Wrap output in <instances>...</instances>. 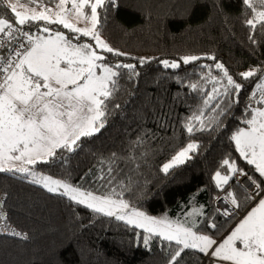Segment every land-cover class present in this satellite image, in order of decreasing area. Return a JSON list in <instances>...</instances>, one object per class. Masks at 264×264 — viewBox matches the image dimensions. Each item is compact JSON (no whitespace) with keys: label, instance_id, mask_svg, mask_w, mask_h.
Listing matches in <instances>:
<instances>
[{"label":"trees","instance_id":"16d2710c","mask_svg":"<svg viewBox=\"0 0 264 264\" xmlns=\"http://www.w3.org/2000/svg\"><path fill=\"white\" fill-rule=\"evenodd\" d=\"M100 11L102 38L128 54L117 57L103 53L107 62L132 63L139 75L129 79L128 70L122 69L119 90L108 101L110 114L105 127L91 137H82L75 151H58L57 158L38 163L35 170L101 193L112 187L121 191L122 181L130 189L124 191V199L133 206L155 217L194 220L202 233L223 239L253 201L246 200L249 191L235 176L223 189L216 187L215 172L228 174L222 161L235 160L238 168L264 187V178L239 157L230 139L237 127L245 126L246 106L260 79L258 73L242 81L239 74L252 68L264 70V32L258 26L254 34L257 43L248 39L253 34L245 24L250 10L242 0H117L115 7ZM0 16L12 19L13 14L0 4ZM50 27L63 30L57 25ZM25 30L38 32L35 27L26 26ZM88 41L86 37L81 40ZM5 54L3 50L1 55ZM208 55L224 63L245 87L239 103L220 118V127L213 125L189 136L184 125L203 107V96L188 85L199 81L210 90L211 84L199 79L206 71L201 65L215 63ZM183 56L201 59L181 63L179 69H165L160 63L163 59L180 61ZM140 57L149 60L141 65ZM253 106L258 105L253 101ZM211 115V110L205 109V119ZM138 137L145 143L135 144ZM189 142L199 145L192 159L168 175L160 172V166ZM113 153L122 158L114 164ZM130 155L137 158L135 163L127 160ZM109 166L115 169L116 178L102 187L106 181L97 177L106 176ZM229 191L242 206L225 217L217 212L218 202L225 200ZM0 196L6 197L4 208L10 222L28 235L22 242L0 237V264H165L167 259L163 250L166 242L153 238L145 248L140 241L142 231L49 193L20 174L0 173ZM194 209L201 215L189 217ZM210 222L218 227L210 229ZM205 261L202 254L186 250L180 264Z\"/></svg>","mask_w":264,"mask_h":264},{"label":"snow or ice","instance_id":"6c2138e0","mask_svg":"<svg viewBox=\"0 0 264 264\" xmlns=\"http://www.w3.org/2000/svg\"><path fill=\"white\" fill-rule=\"evenodd\" d=\"M116 3L117 0H0V4L13 14L12 19L0 16V48L18 42L9 50L10 55H0V173L31 177L33 184L42 186L49 193H59L93 213L142 230L144 235L141 239L145 248L149 247L153 238L166 242L163 247L167 256L165 264H180L186 250L202 254L207 264H264V187L238 168L235 160L224 159L222 167L228 174L216 171L213 180L217 188L223 189L233 176L247 177L253 187L246 200L252 199L253 206L246 210L222 241L202 233L194 220H172L167 215L155 217L133 206L124 199V191L130 189L122 181L119 182L121 191L112 187L101 193L99 189L86 190L83 186L35 170L38 163H48L57 158L58 151H75L82 137H91L105 127L110 114L108 101L119 90L122 69L128 70L129 79L139 75L136 65L112 64L103 55H128L111 46L102 38L100 31V10L115 7ZM242 3L250 10V18H246L245 24L253 34L248 39L256 44L254 34L258 26L264 32V0H242ZM50 25L60 26L63 30L53 29ZM26 26L35 27L38 32L25 30ZM84 37L91 42H81ZM200 59L199 56H183L180 61L188 65ZM207 59L215 63L201 65L206 71L199 79L205 85L211 84L210 90L199 81L188 85L203 96V107L184 125L189 136L196 131L212 129L213 125L220 127L223 123L220 118L239 103L245 87L214 55H208ZM148 60L147 57H140L139 63L143 65ZM160 63L165 69L181 67V62L176 60L163 59ZM258 73L260 79L251 92L246 106L247 115L242 121L245 126L237 127L230 139L239 157L254 166V171L264 178V70L252 68L239 75L242 81H249ZM253 101L258 106H253ZM205 109L213 113L207 120ZM134 143L139 145L145 141L138 137ZM198 148L195 142L187 143L175 151L159 171L168 175L191 160V154ZM144 155L147 153L141 154ZM117 159L122 158L113 153L112 163ZM136 159L131 155L127 157L132 163ZM114 171L109 166L106 176L101 174L97 177L106 181L102 187L112 184L116 178ZM224 199L231 205V208L222 210L225 217L242 206L231 191ZM2 204L3 201H0V206ZM194 215H201L200 210L194 209L188 214L189 217ZM207 226L210 229L218 227L215 222ZM0 231L28 239L26 233L10 228L2 210ZM137 235L140 236L139 233Z\"/></svg>","mask_w":264,"mask_h":264},{"label":"built area","instance_id":"2783aa9c","mask_svg":"<svg viewBox=\"0 0 264 264\" xmlns=\"http://www.w3.org/2000/svg\"><path fill=\"white\" fill-rule=\"evenodd\" d=\"M20 39L22 40L23 38L21 37ZM17 44H18V42H16V41L12 42L11 44H6L5 47L0 48V55H1V52H2L3 50H6V54H5V56L10 55V51H9V50H10L12 47L17 46ZM235 178L237 179V181H238L242 186H244V182L248 181V180H247V177H245V176H241V175H237V176H235ZM248 191L250 192V190H248ZM5 199H6L5 196H0V201H3L2 206H0V210L4 211V213L6 214V216H7V224L10 226V228H13V229H15L16 231H18V230L13 226V224L10 222L9 217H8V213L5 211V208H4ZM221 204H224V202H222L221 200H219V202H218V208L221 209V213H222V210H223V209L221 208ZM235 212H236V211H234L233 213H235ZM233 213H232V214H233ZM230 216H231V215H230ZM228 217H229V216H228ZM0 237L13 238V239H16V240L21 241V242H22V241H26V240H24V239H22V238H20V237H15V236L11 235L10 232H4V231H0ZM205 262H206V261H205ZM206 264H207V262H206Z\"/></svg>","mask_w":264,"mask_h":264},{"label":"rangeland","instance_id":"374dc122","mask_svg":"<svg viewBox=\"0 0 264 264\" xmlns=\"http://www.w3.org/2000/svg\"><path fill=\"white\" fill-rule=\"evenodd\" d=\"M88 42H90V41H88ZM177 61H179V60H177ZM179 62H181L182 63V61H179ZM254 167V166H253ZM39 173V172H38ZM27 179L29 180V181H31V177H27ZM40 186V185H39ZM42 187V186H41ZM46 190V189H45ZM248 191V190H247ZM251 192V191H250ZM249 192V193H250ZM56 194H59V193H56ZM225 205L227 206L226 208H231V206H229L226 202H225ZM252 206H253V204H252ZM246 214V211H245V213H243L242 215H240L239 216V218H238V220L236 221V224L233 226V228L231 229V230H233L234 229V227L238 224V222L240 221V219L244 216ZM139 231H142V230H140V229H138ZM143 233V232H142ZM230 233V232H229ZM228 233V234H229ZM227 234V235H228ZM143 235H144V233H143ZM225 238V237H224ZM223 238V239H224ZM223 239H221V240H219V241H222ZM141 241V243H142V239L140 240ZM151 243V242H150ZM143 244V243H142Z\"/></svg>","mask_w":264,"mask_h":264},{"label":"bare ground","instance_id":"6f19581e","mask_svg":"<svg viewBox=\"0 0 264 264\" xmlns=\"http://www.w3.org/2000/svg\"><path fill=\"white\" fill-rule=\"evenodd\" d=\"M244 186L247 187L250 191H252V187H249V186L247 185V183L244 182ZM226 207H227V206L225 205V203H224V204H221V208H222V209H224V208H226Z\"/></svg>","mask_w":264,"mask_h":264},{"label":"water","instance_id":"95a60500","mask_svg":"<svg viewBox=\"0 0 264 264\" xmlns=\"http://www.w3.org/2000/svg\"><path fill=\"white\" fill-rule=\"evenodd\" d=\"M245 183H247V185H248L249 187H253V186L250 184L249 181H246ZM243 187H244L246 190H249L247 187H245V186H243ZM221 201L225 203V200L221 199Z\"/></svg>","mask_w":264,"mask_h":264}]
</instances>
